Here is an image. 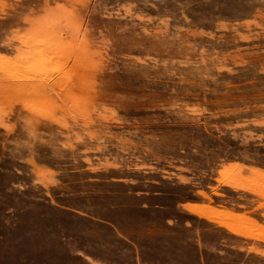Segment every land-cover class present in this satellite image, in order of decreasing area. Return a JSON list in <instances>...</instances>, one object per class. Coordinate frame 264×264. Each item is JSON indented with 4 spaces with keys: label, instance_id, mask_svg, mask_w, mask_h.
Masks as SVG:
<instances>
[{
    "label": "rangeland",
    "instance_id": "374dc122",
    "mask_svg": "<svg viewBox=\"0 0 264 264\" xmlns=\"http://www.w3.org/2000/svg\"><path fill=\"white\" fill-rule=\"evenodd\" d=\"M0 264H264V0H0Z\"/></svg>",
    "mask_w": 264,
    "mask_h": 264
},
{
    "label": "bare ground",
    "instance_id": "6f19581e",
    "mask_svg": "<svg viewBox=\"0 0 264 264\" xmlns=\"http://www.w3.org/2000/svg\"><path fill=\"white\" fill-rule=\"evenodd\" d=\"M239 219V218H238ZM233 220V219H232ZM235 222H237V221H235ZM238 223V222H237Z\"/></svg>",
    "mask_w": 264,
    "mask_h": 264
}]
</instances>
